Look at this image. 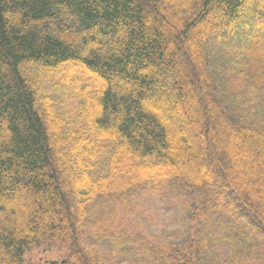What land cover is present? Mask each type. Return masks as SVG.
Wrapping results in <instances>:
<instances>
[{"label":"trees","instance_id":"16d2710c","mask_svg":"<svg viewBox=\"0 0 264 264\" xmlns=\"http://www.w3.org/2000/svg\"><path fill=\"white\" fill-rule=\"evenodd\" d=\"M261 4L0 0V264L116 263L87 238L129 264H264ZM140 192L188 230L146 235ZM45 239L66 258L25 262Z\"/></svg>","mask_w":264,"mask_h":264},{"label":"rangeland","instance_id":"374dc122","mask_svg":"<svg viewBox=\"0 0 264 264\" xmlns=\"http://www.w3.org/2000/svg\"><path fill=\"white\" fill-rule=\"evenodd\" d=\"M260 7H257L251 18L258 20V18L264 17V0ZM261 8V9H260ZM236 35L238 31L242 30L241 27H236ZM72 101V98H70ZM66 104L68 101H66ZM207 158L205 155L200 160ZM208 168V167H207ZM209 171H212L209 168ZM141 194L135 198L136 204L133 202L134 207L133 215L134 221L140 227L146 235L154 236L160 241H166V236L168 235H182L188 230V220L186 218V209L175 197H169L168 195H163V193L157 192H140ZM223 201H225L231 211L237 212L238 219L243 222L246 226L251 225L249 220L241 212L238 213L239 206L236 202L227 197L224 193L221 194ZM182 207V208H181ZM251 228V227H250ZM255 231L262 232L261 228H254ZM260 234L261 238L264 240V232ZM88 248L94 247L104 258L115 264H129L132 260L129 255H127L123 250L115 251L112 249V244L109 240L101 241L100 243H94L93 240L87 238L85 241ZM217 253L221 257H225L228 254V249L225 246L216 247ZM68 252V245L60 241H53L50 239H45L37 245H32L23 252V259L25 262H36V263H50V262H60L66 258Z\"/></svg>","mask_w":264,"mask_h":264}]
</instances>
